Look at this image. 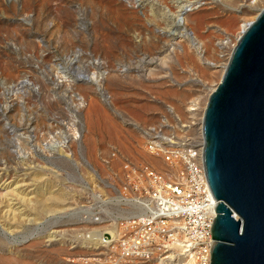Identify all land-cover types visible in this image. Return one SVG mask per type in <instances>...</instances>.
I'll return each instance as SVG.
<instances>
[{
    "label": "rangeland",
    "instance_id": "rangeland-1",
    "mask_svg": "<svg viewBox=\"0 0 264 264\" xmlns=\"http://www.w3.org/2000/svg\"><path fill=\"white\" fill-rule=\"evenodd\" d=\"M263 7L0 0V196L25 200L9 221L0 205V264H108L113 252L82 244L107 225L91 199L115 194L133 168L162 166L148 141H199L241 26ZM52 141L64 147L45 150Z\"/></svg>",
    "mask_w": 264,
    "mask_h": 264
},
{
    "label": "water",
    "instance_id": "water-1",
    "mask_svg": "<svg viewBox=\"0 0 264 264\" xmlns=\"http://www.w3.org/2000/svg\"><path fill=\"white\" fill-rule=\"evenodd\" d=\"M200 131L215 202L209 264H264V7L233 47Z\"/></svg>",
    "mask_w": 264,
    "mask_h": 264
},
{
    "label": "built area",
    "instance_id": "built-area-1",
    "mask_svg": "<svg viewBox=\"0 0 264 264\" xmlns=\"http://www.w3.org/2000/svg\"><path fill=\"white\" fill-rule=\"evenodd\" d=\"M145 150L162 166L133 168L115 194L94 195L98 215L91 218L106 217L107 225L84 230L82 244L113 252L108 264H209L215 202L204 176L202 138L158 137ZM116 207L128 213L107 210Z\"/></svg>",
    "mask_w": 264,
    "mask_h": 264
},
{
    "label": "bare ground",
    "instance_id": "bare-ground-1",
    "mask_svg": "<svg viewBox=\"0 0 264 264\" xmlns=\"http://www.w3.org/2000/svg\"><path fill=\"white\" fill-rule=\"evenodd\" d=\"M249 24V23H248ZM248 24H244V25H242L241 26V30L240 31H244L245 30V28L247 27V25ZM241 32V33H242ZM241 35V34H240ZM225 69V68H224ZM224 72V71H223ZM64 143L65 142H51V143H49L48 144V146H46L44 149L45 150H52V151H54V150H58V149H61V148H63L64 147ZM43 149V150H44ZM22 183V182H21ZM8 184L9 183H3L2 185H0V187L1 186H3L2 188L3 189H9V186H8ZM26 186V185H25ZM14 189V188H13ZM21 188H19V190H20ZM22 190V189H21ZM18 194V193H17ZM21 194H23V193H21ZM19 195V194H18ZM24 198L23 197H20V198H18V199H16V197H14L13 195H11L10 194V190L9 191H7L6 190V192L3 194V195H1L0 196V205H3V207H4V213H2L3 214V217H5V219H6V221H9L10 219H12V216H10V215H13L14 214V211H15V209H16V207H14V206H18V204H24ZM21 208V207H20ZM17 209H18V207H17ZM16 209V210H17ZM1 212V211H0ZM16 212V211H15ZM19 212V211H18ZM118 213H120V215H125V214H127L128 212H125V211H119ZM1 220V219H0ZM4 221V220H3ZM2 221V222H3ZM1 222V221H0ZM5 224V223H4ZM8 225V224H7ZM9 229L8 228H6V231H8ZM8 233H10V232H8ZM95 233H97V232H95Z\"/></svg>",
    "mask_w": 264,
    "mask_h": 264
}]
</instances>
